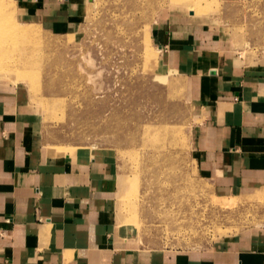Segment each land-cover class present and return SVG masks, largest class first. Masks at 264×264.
I'll return each instance as SVG.
<instances>
[{"label":"rangeland","instance_id":"1","mask_svg":"<svg viewBox=\"0 0 264 264\" xmlns=\"http://www.w3.org/2000/svg\"><path fill=\"white\" fill-rule=\"evenodd\" d=\"M0 5V88L53 150L111 169L117 219L133 246H211L264 222L263 198L220 195L198 174L191 82L153 34L156 20L184 15L218 46L262 62L264 0H83L63 24L51 13L23 15L15 0Z\"/></svg>","mask_w":264,"mask_h":264},{"label":"crops","instance_id":"2","mask_svg":"<svg viewBox=\"0 0 264 264\" xmlns=\"http://www.w3.org/2000/svg\"><path fill=\"white\" fill-rule=\"evenodd\" d=\"M81 2L15 0L23 15L51 13L54 24L70 9L73 21ZM172 16L156 20L153 34L191 82L198 174L220 195L264 199V60L248 62L201 22ZM8 91L0 88V264H264V222L211 246H133L111 169L49 147Z\"/></svg>","mask_w":264,"mask_h":264},{"label":"bare ground","instance_id":"3","mask_svg":"<svg viewBox=\"0 0 264 264\" xmlns=\"http://www.w3.org/2000/svg\"><path fill=\"white\" fill-rule=\"evenodd\" d=\"M0 6H1V5H0ZM1 7H2V6H1ZM47 44H48V43H47ZM46 46H47V45H46ZM45 49H46V48H45ZM37 51H38V50H37ZM40 51H41V50H40ZM44 51H45V50H44ZM29 54H30V53H29ZM30 55H31V54H30ZM42 55H43V54H42ZM31 57H32V56H31ZM44 57H45V56H44ZM35 61H36V60H35ZM38 65H39V63H38ZM61 71H62V70H61ZM62 74H63V73H62ZM61 76H62V75H61ZM54 78H55V77H54ZM91 80H92V78H91ZM58 81H59V80H58ZM84 93H85V92H84ZM90 94H91V93H90ZM90 94H89V95H90ZM91 95H92V94H91ZM94 97H96V96H94ZM85 98H86V97H85ZM87 100H88V98H87ZM95 100H96V98H95ZM95 100H92V101H95ZM92 101H91V102H92ZM87 102H88V101H87ZM89 103H90V102H89ZM120 104H121V103H120ZM83 106H85V105H83ZM87 106H88V105H87ZM118 106H119V105H118ZM90 107H91V106H90ZM100 109H101V108H100ZM114 109H115V108H114ZM84 110H85V109H84ZM86 110H87V109H86ZM86 110L83 111V112H86ZM88 110H89V109H88ZM92 110H93V109H92ZM116 110H117V109H116ZM116 110H115V111H116ZM93 112H94V111H93ZM97 112H98V110H97ZM112 112H113V111H112ZM121 112H122V110H121ZM115 113H117V112H115ZM115 113H113V115H114ZM119 113H120V112H119ZM119 113H117V114H119ZM124 113H125V112H124ZM124 113H123V115H124ZM94 114H95V113H94ZM117 114H115V115H117ZM121 114H122V113H121ZM126 114H127V113H126ZM132 114H134V113H132ZM136 114H137V116H138V112H137ZM85 115H86V113H85ZM85 115H84V116H85ZM99 115H100V114H99ZM123 115H122V116H123ZM127 115H128V114H127ZM140 115H141V114H140ZM140 115H139V116H140ZM96 116H97V114H96ZM132 116H134V115H132ZM115 124H116V123H115ZM118 124H119V123H118ZM116 125H117V124H116ZM110 126H111V125H110ZM110 126H109V127H110ZM115 127H116V126H115ZM166 127H167V126H166ZM116 128H117V127H116ZM108 129H109V128H108ZM113 129H114V128H113ZM171 129H172V128H171ZM168 130H169V129H168ZM116 131H117V129H116ZM118 131H119V130H118ZM172 131H173V130H172ZM170 132H171V130H170ZM161 134H162V133H161ZM130 135H133V134H130ZM134 135H135V133H134ZM134 135H133V136H134ZM169 135H170V133H169ZM128 136H129V135H128ZM126 138H127V137H126ZM118 139H119V138H118ZM123 139H124V138H123ZM138 139H139V138H138ZM126 140H127V139H126ZM129 140H130V139H129ZM133 140H134V139H133ZM166 140H167V139H166ZM123 141H124V140H123ZM121 142H122V141H121ZM131 142L133 143L132 140H131ZM167 142H168V141H167ZM169 142H170V141H169ZM169 142H168V143H169ZM125 143H126V142H125ZM172 143H173V142H172ZM172 143H170V144L172 145ZM155 145H156V144H155ZM120 146H121V145H120ZM121 148H122V147H121ZM147 148H148V147H147ZM161 148H162V147H161ZM149 149H150V148H149ZM157 149H158V148H157ZM159 149H160V147H159ZM159 149H158V150H159ZM167 150H168V149H167ZM148 152H149V151H148ZM158 152H159V151H158ZM148 155H149V154H148ZM164 155H165V154H164ZM167 155H168V153H167ZM144 156H145V155H144ZM156 156H157V155H156ZM153 157H155V155H153ZM165 157H166V156H165ZM160 158H161V157H160ZM166 158H167V157H166ZM141 159H142V158H141ZM150 159H151V158H150ZM170 159H171V158H170ZM164 160H165V159H164ZM145 161H146V160H145ZM155 161H157V160H155ZM159 161H160V160H159ZM166 161H169V160L166 159ZM152 162H153V161H152ZM144 163H146V162H144ZM144 163H143V164H144ZM155 164H156V163H155ZM153 165H154V163H153ZM158 165H159V164H158ZM149 167H150V166H149ZM151 167H152V166H151ZM155 167H156V166H155ZM155 167H154V168H155ZM157 168H158V167H157ZM150 169H151V168H150ZM155 169H156V168H155ZM152 186H153V185H152Z\"/></svg>","mask_w":264,"mask_h":264}]
</instances>
